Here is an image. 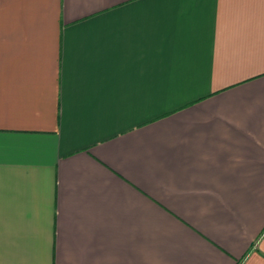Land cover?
<instances>
[{
  "label": "crops",
  "instance_id": "1",
  "mask_svg": "<svg viewBox=\"0 0 264 264\" xmlns=\"http://www.w3.org/2000/svg\"><path fill=\"white\" fill-rule=\"evenodd\" d=\"M0 264H264V0H0Z\"/></svg>",
  "mask_w": 264,
  "mask_h": 264
}]
</instances>
